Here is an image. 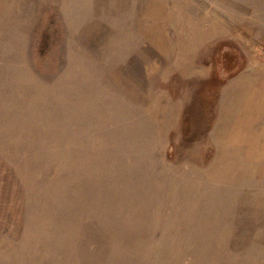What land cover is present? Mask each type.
Returning <instances> with one entry per match:
<instances>
[{"label":"rangeland","instance_id":"1","mask_svg":"<svg viewBox=\"0 0 264 264\" xmlns=\"http://www.w3.org/2000/svg\"><path fill=\"white\" fill-rule=\"evenodd\" d=\"M0 264H264V0H0Z\"/></svg>","mask_w":264,"mask_h":264}]
</instances>
